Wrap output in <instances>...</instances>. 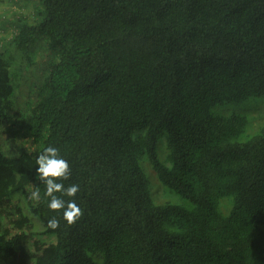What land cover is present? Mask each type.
Returning a JSON list of instances; mask_svg holds the SVG:
<instances>
[{"label":"trees","instance_id":"obj_1","mask_svg":"<svg viewBox=\"0 0 264 264\" xmlns=\"http://www.w3.org/2000/svg\"><path fill=\"white\" fill-rule=\"evenodd\" d=\"M33 7L0 13V264H264V126L241 143L244 117L210 113L264 97V0ZM48 146L69 165L57 182L79 185L54 193L79 205L72 223L37 172ZM140 159L189 206L155 204Z\"/></svg>","mask_w":264,"mask_h":264},{"label":"rangeland","instance_id":"obj_2","mask_svg":"<svg viewBox=\"0 0 264 264\" xmlns=\"http://www.w3.org/2000/svg\"><path fill=\"white\" fill-rule=\"evenodd\" d=\"M35 0H16L17 3H13V0H0V13H5L7 16L12 17L14 12L21 13L30 17L33 13V6ZM16 13V14H17ZM2 42H0V45ZM19 84L17 87L15 96L13 98L12 111L15 112L20 108L23 103V95L28 90V82L24 79H18L16 81ZM23 93V94H22ZM210 113L219 117H230L237 115L246 119V126L243 134L238 139L243 143L249 140L251 137L260 133L264 126V97H251L238 103H225L215 105L210 109ZM8 152L16 150L15 146H8L5 148ZM157 155L160 161H163L166 151V138L165 135H160L156 146ZM140 167L149 181L150 197L152 201L157 205L171 204L182 207H188V203L180 196L160 184L155 174L149 168L144 159L139 160ZM226 199L223 203H226ZM226 206V205H225ZM22 212L24 216H27L34 224L37 231L42 229V225L36 216L31 214L26 207L25 202L21 201ZM167 230H173L174 228L166 227ZM34 240H38L44 244H51L55 242L53 237L49 236H37Z\"/></svg>","mask_w":264,"mask_h":264},{"label":"clouds","instance_id":"obj_3","mask_svg":"<svg viewBox=\"0 0 264 264\" xmlns=\"http://www.w3.org/2000/svg\"><path fill=\"white\" fill-rule=\"evenodd\" d=\"M38 165L37 172L40 178L45 181L46 194L50 197L48 200L49 209L63 210V219L67 223H72L77 220L82 214V210L75 200L64 199L54 195V193H63L67 197H73L79 190V185L70 184L66 189L62 183H58V179H67L69 174V165L66 160L58 155V149L54 146L44 148L43 152L36 160ZM34 198H39V193H33ZM58 220L53 217L49 220V227L56 228Z\"/></svg>","mask_w":264,"mask_h":264}]
</instances>
